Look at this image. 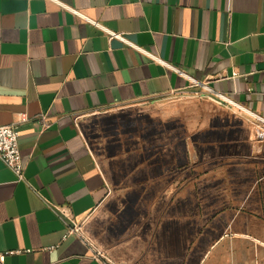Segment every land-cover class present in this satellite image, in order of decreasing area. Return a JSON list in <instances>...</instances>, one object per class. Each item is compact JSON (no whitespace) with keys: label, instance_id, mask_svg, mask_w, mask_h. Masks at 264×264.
Returning <instances> with one entry per match:
<instances>
[{"label":"crops","instance_id":"obj_1","mask_svg":"<svg viewBox=\"0 0 264 264\" xmlns=\"http://www.w3.org/2000/svg\"><path fill=\"white\" fill-rule=\"evenodd\" d=\"M179 95L264 120V0H0V125L17 126L25 162L18 181L0 158V264H109L66 235L75 224L124 264L264 258L260 218L228 221L214 241L193 232L175 250V208L150 217L147 190L117 188L90 147L95 116ZM199 237L204 252L190 246Z\"/></svg>","mask_w":264,"mask_h":264},{"label":"rangeland","instance_id":"obj_2","mask_svg":"<svg viewBox=\"0 0 264 264\" xmlns=\"http://www.w3.org/2000/svg\"><path fill=\"white\" fill-rule=\"evenodd\" d=\"M134 106L95 116L84 134L101 163L114 166L117 188L147 190L141 202L147 201L150 217L167 218L175 208L180 222L175 223V250L182 253L193 232L198 237L205 229L214 241L228 221L264 219L263 119L221 100L191 95ZM80 226L109 264H124ZM242 230L250 231L234 226L228 232ZM208 245L199 237L190 246L204 252ZM248 255L245 251L237 263L264 264V258ZM193 261L197 264L199 257Z\"/></svg>","mask_w":264,"mask_h":264},{"label":"built area","instance_id":"obj_3","mask_svg":"<svg viewBox=\"0 0 264 264\" xmlns=\"http://www.w3.org/2000/svg\"><path fill=\"white\" fill-rule=\"evenodd\" d=\"M74 11L76 12V10ZM104 29L109 34L110 38L121 36L119 33H116L112 30H109L107 28H104ZM224 100L229 101V99H226V98ZM229 102H231L232 105L239 106V108L242 107L234 103L233 101H229ZM40 121L43 123L44 126H47L45 114H41ZM0 158L15 173L18 181L25 180V174H24L25 162L22 159V154H21V150L19 147V131L17 129V126L14 124L0 125ZM54 207L57 209H61L63 211V208L59 205H54ZM70 233L79 234L83 236L85 240H87V238L81 232V226L78 224L68 227L66 235ZM87 242L92 246L91 242H89L88 240ZM96 253L101 255V253L98 250H96ZM3 258H4V255L0 254V262L3 261Z\"/></svg>","mask_w":264,"mask_h":264}]
</instances>
